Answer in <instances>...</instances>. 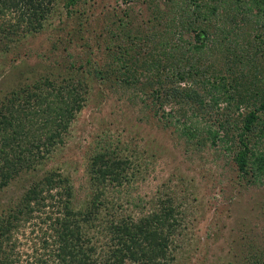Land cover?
I'll return each instance as SVG.
<instances>
[{"label":"trees","instance_id":"trees-1","mask_svg":"<svg viewBox=\"0 0 264 264\" xmlns=\"http://www.w3.org/2000/svg\"><path fill=\"white\" fill-rule=\"evenodd\" d=\"M89 1L63 3L67 18L88 22L79 24L80 30L91 24ZM135 1L139 0H126ZM60 2L0 0V17L16 19L6 26L10 40L19 32L43 30ZM142 2L147 4L146 21L134 8L109 12L100 31L105 38L99 65L92 57L85 64L73 62L67 80L51 90L33 84L23 96L25 103L32 100L37 106L30 115H22L26 109L15 106L2 111L0 190L34 169L43 148L64 141L63 134L83 109L95 82H115L124 88L131 103L152 109V118H160L166 127L171 124L189 147L210 145L231 151L236 170L244 172L240 182L254 186L264 182V0ZM42 113L45 127L51 129L44 139L28 129L34 126L29 125L33 115ZM99 144L88 163L92 180L120 191L132 180L130 156L122 154L115 142ZM72 189L70 178L54 170L28 185L15 205L6 208V220H0V264H16L23 254L16 241L4 243L24 225L44 230L42 248L37 247L42 252L30 264H96L95 247L82 242L88 223L96 220L111 234L105 264H171L175 259L172 244L184 218L173 195L166 193L152 216L125 219L115 199L106 198L103 207L96 209L100 202L95 198L81 212L75 211ZM243 251L240 259L248 260L247 264H264L257 260L264 247Z\"/></svg>","mask_w":264,"mask_h":264},{"label":"rangeland","instance_id":"rangeland-1","mask_svg":"<svg viewBox=\"0 0 264 264\" xmlns=\"http://www.w3.org/2000/svg\"><path fill=\"white\" fill-rule=\"evenodd\" d=\"M63 3L61 0L43 30L27 35L19 32L13 40L6 26L10 19H16L0 17V114L7 106H15L24 112L26 109L22 115H30L37 106L32 100L24 102L26 91L33 84L54 89L67 80L73 62L85 64L92 57L99 65L104 59L105 38L100 31L109 12L134 8L141 21L148 19L147 4L142 0L132 4L126 0H91L85 7L92 16L91 24L80 30L79 24L88 22L67 18ZM123 89L115 82L94 83L83 109L63 134L64 141L37 152L34 169L22 172L0 190V220H6L7 209L15 205L29 184L54 170L70 178L75 211L81 212L95 198L100 202L96 209L103 207L106 198L115 199L121 216L127 219L135 215L137 219L152 216L166 193L173 195L184 221L172 244L175 259L171 264H228L230 259L231 264H247L248 260L240 259L243 250L264 247V182L255 186L240 182L244 172L236 170L231 151L210 145L189 147L171 124L168 129L160 118H152V109L131 103ZM39 115H33L29 125L34 126L28 129L44 139L51 129L44 125V114ZM101 141L120 144L122 154L130 156L128 173L132 180L120 191L94 183L88 170L90 157L101 147ZM83 215L84 219L85 212ZM97 221L88 223L82 242L89 241L95 247L96 264H105L103 256L110 249L111 234ZM27 226L18 228L4 243L16 241L17 250L23 251L16 264H30L42 252L37 247L42 246L44 230ZM257 260L264 263V253Z\"/></svg>","mask_w":264,"mask_h":264}]
</instances>
